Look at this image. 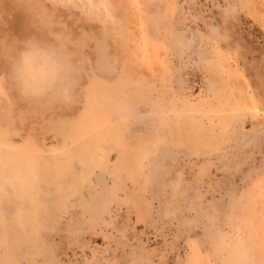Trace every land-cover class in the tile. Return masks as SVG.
Instances as JSON below:
<instances>
[{"label":"rangeland","instance_id":"1","mask_svg":"<svg viewBox=\"0 0 264 264\" xmlns=\"http://www.w3.org/2000/svg\"><path fill=\"white\" fill-rule=\"evenodd\" d=\"M0 264H264V0H0Z\"/></svg>","mask_w":264,"mask_h":264},{"label":"clouds","instance_id":"2","mask_svg":"<svg viewBox=\"0 0 264 264\" xmlns=\"http://www.w3.org/2000/svg\"><path fill=\"white\" fill-rule=\"evenodd\" d=\"M32 88H33L32 83L28 80H25L24 81V91L27 92V91L31 90ZM66 99L69 101L71 100V90L70 89L66 90Z\"/></svg>","mask_w":264,"mask_h":264},{"label":"bare ground","instance_id":"3","mask_svg":"<svg viewBox=\"0 0 264 264\" xmlns=\"http://www.w3.org/2000/svg\"><path fill=\"white\" fill-rule=\"evenodd\" d=\"M250 106H251V105H250ZM249 111H251V112H253V113L256 114V113H258L260 110H259L258 108H256V107H254V106H253V107L251 106V109H250Z\"/></svg>","mask_w":264,"mask_h":264}]
</instances>
